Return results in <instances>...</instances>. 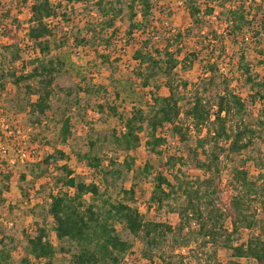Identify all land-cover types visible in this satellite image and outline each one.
I'll return each instance as SVG.
<instances>
[{
	"label": "trees",
	"instance_id": "obj_1",
	"mask_svg": "<svg viewBox=\"0 0 264 264\" xmlns=\"http://www.w3.org/2000/svg\"><path fill=\"white\" fill-rule=\"evenodd\" d=\"M117 1L32 0L29 25L24 30L18 28V24L8 29L3 24L9 17V11L0 15V26L3 27L4 36L9 41L7 44H0V78H8L18 88L23 85L29 97L34 98L28 102V114L33 125H40L44 119L50 118L54 84L60 73L56 60L48 58L47 55L50 50L49 40L56 35V26H49L46 20L52 17L57 19L59 10L64 6L93 3L100 12L99 21L87 32L95 31L94 28L101 25L103 31L107 29L111 31L110 38L115 43L117 41L115 24L123 12V7L118 6ZM158 1L160 0H128L130 25L126 35L122 37V46L114 51L117 54L114 60L119 62L126 56L130 57L136 64L135 72L142 87L146 88L151 86L152 81L160 74L170 79L178 68L182 70L192 68L200 55L207 52L204 59H201L205 79L199 85H195L190 95L187 82L180 86L172 81L165 82L169 93L166 97L154 98L152 113L133 109L129 117L121 120L123 130L121 135L114 136V146L127 154L139 148L145 125L150 128V136L154 140L148 141L151 146L164 141L156 137L158 128L164 125H170L173 133L182 142H186L183 125L178 123L181 115L191 121L199 133L206 127V134L198 142V148L203 150L206 159H196L193 166L195 169H203L209 175L204 179L196 178L192 184L187 182L183 187L185 203L178 213L180 225L177 230L183 232L195 218L203 237L215 241L218 235L224 234L226 240L224 247L232 250L234 257L253 259L256 264H264V222L260 225L258 235L237 246L231 242L232 236L241 228H252L259 223L250 204L246 203L242 195H229V205L223 213L214 206H209L210 204L207 210L202 207L209 193L220 192L219 164L222 154L228 152L236 158L253 145L255 138L261 136L256 129L244 123L243 114L247 110L249 99L252 103L259 101L264 106V76L255 72L247 60L248 50L251 49L256 53L257 62L264 72V0H179L190 16L192 24L182 31L173 29L161 37L158 36L161 34L159 31L154 32L155 27L151 21L152 10ZM212 19L218 21L217 26H220L222 31L215 27ZM18 30H23L24 35L21 36ZM23 37L32 43L35 51V56L28 60L24 58L26 48L23 46L25 41ZM186 39L193 41V49H189L183 43ZM158 40L162 44L155 47ZM227 42L230 43L235 55L232 61L228 60L232 63H227L229 56ZM151 43L154 45L151 46ZM100 57L109 63L111 55L108 49ZM27 63L30 65L27 66ZM225 71H237L241 74L245 84L254 93L248 96V99H243L235 93L232 81ZM153 88L159 90L157 85ZM4 90L6 86L1 84V95ZM91 90L87 89V92ZM99 110L102 113L116 115L118 106L110 107L103 102L99 105ZM5 112L0 102V117L6 116ZM235 117L238 120L232 124ZM72 137L71 119L66 118L62 121L61 143L69 146ZM0 138H3L1 127ZM223 141L227 147L221 144ZM186 150L190 155L195 154V150L188 146ZM76 156L80 163L93 170L97 176L95 181L86 183L79 180L65 162L69 160V155L62 150L36 155L25 162L24 166L32 176L33 190L37 181L47 180L46 185L42 184L40 189H35L38 203L34 206L45 203L48 218L42 223L36 222L32 228L33 233L27 237L30 256L35 261L46 260L48 263L45 264H50L56 253L50 239V232H54L59 241L68 240L78 246V251L71 255L70 264H130L125 261V256L132 250V244L117 233L116 224L119 223L129 235L143 243V256L148 264H173V257L166 259L162 255L155 261L154 250L176 229L165 223L147 221L137 208L121 201H112L108 195V191L121 178V171L114 167L116 159L111 156L101 159L90 151L76 153ZM133 162L134 160L129 162L125 159L122 168L132 171ZM175 162L174 158L168 157L171 169L158 173L156 177L151 202L158 207H162L175 190L169 178L171 177L173 181L179 179L175 171ZM148 172L146 170V173ZM10 176V173L0 172V177L4 178L6 192L10 191ZM26 177L27 174L22 175L23 180ZM232 180L244 189L252 191L255 188V182L250 181L248 172L243 167L232 166ZM52 181L54 184L49 188L48 196H42V190H45ZM202 187L208 190L205 194L202 193ZM123 193L133 197L134 189L125 190ZM26 195L29 193L25 192ZM87 196H90L91 202L86 201ZM31 197L32 195L29 196ZM261 203L264 208V200ZM49 218L50 224L47 223ZM225 218L231 221L230 232L224 230L220 222ZM35 261L26 256L21 264H36ZM0 264H12V252L2 239ZM226 264L241 263L230 261Z\"/></svg>",
	"mask_w": 264,
	"mask_h": 264
},
{
	"label": "rangeland",
	"instance_id": "obj_2",
	"mask_svg": "<svg viewBox=\"0 0 264 264\" xmlns=\"http://www.w3.org/2000/svg\"><path fill=\"white\" fill-rule=\"evenodd\" d=\"M0 2V15L9 11V17L3 21L7 29L17 24V27L23 30L28 27L32 0H0ZM117 2L118 6L123 7V12L115 24V40H117L115 43L110 38L111 31L109 29L103 31L100 28L101 25L95 27V31L87 32L93 24L99 21L100 12L93 3H74L59 10L58 18L53 22L56 26V35L49 40L50 50L47 55L48 58L56 60L60 73L54 84L50 118L44 119L40 125L32 124L28 114V102L34 98L29 97L23 85L18 88L8 78H0V85L6 86V90L2 95L0 94V102L6 110V116L0 117V127L3 131V138H0V172L4 171L11 175L9 192L4 191V178L0 177V240H4L7 248L12 252V264H21L26 256L30 257L33 262L35 261L28 253L27 237L33 233L32 228L36 222L42 223L48 218L45 203L35 207L38 203L35 189H40L42 184L46 185L47 180L37 181L33 190L32 176L26 170L25 163L18 160L20 155L17 149L24 153L32 152V156L53 153L55 150L65 151L70 157L65 162L74 171V175L86 183L95 181L97 176L93 170H88L78 161L76 153L90 151L101 159H105L106 156L116 159L114 167L121 171V178L108 191L111 200L132 205L147 221L165 223L176 229L154 250L155 261L162 255L166 259L173 257V264H226L230 261L256 264L253 259L234 257L232 250L224 247L226 243L224 234L218 235L215 241L209 240L211 239L209 237H203L195 218L183 232L177 230L180 225L178 213L185 203L183 187L187 182L192 184L196 178L204 179L209 175L203 169H195L193 166L196 159H206L203 150L198 148L199 140L207 132L206 127L199 133L191 121L181 115L178 123L183 125V132L187 137L186 142H182L173 133L170 125H164L158 128L156 133V137L164 141L159 145L151 146L148 141L153 142L154 140L150 136V128L145 125L139 148L128 154L115 148L114 136L121 135L123 130L121 120L129 117L133 109H142L146 113H152L154 98L166 97L169 93L164 85L165 82L172 81L178 86L187 82L188 95H190L195 85L204 81L205 72L201 59L207 55V52H203L192 68L188 70L178 68L170 79L160 74L152 81L151 86L143 88L135 72L136 64L130 57L126 56L119 62L114 60L117 56L114 51L122 46V37L126 35L130 25L128 0ZM151 21L155 27L154 32L161 33L159 37L165 36L173 29L182 31L192 24L190 16L179 0L158 1L152 10ZM211 22H215V27L218 25L215 19ZM217 27L219 31H222L220 26ZM23 30H18L21 36L24 34ZM159 40L155 43V47L162 44ZM183 43L189 49L194 47L192 46L193 41L189 39L184 40ZM227 44L229 54L227 63H232L228 60L232 61L235 57L234 51L230 43L227 42ZM153 45L151 43V46ZM107 49L111 55L109 63L100 57ZM30 57L28 54L24 55L26 60ZM247 60L255 72L264 76L257 62L256 53L251 49L248 50ZM29 65L30 63H27V66ZM225 73L232 81L234 92L243 99H248V96L254 93L237 71H225ZM155 85L159 86V90L153 88ZM87 89L92 90L87 92ZM103 102L110 107L118 106V113L116 115L109 112L102 113L99 105ZM243 117L244 123L256 129L261 136L255 138L253 145L236 158L228 152L222 154L219 164L220 192L209 193V197H206L202 203L205 210L209 206H214L223 213L229 205L228 196L240 194L246 203L250 204L259 223L252 228L243 227L233 235L231 242L234 246L258 235L260 225L264 222V208L261 203L264 200L263 104L259 101L252 103L249 99ZM66 118L71 119L73 136L69 146L63 145L60 140L62 121ZM237 120L238 118L235 117L232 124H235ZM221 144L227 147L224 141ZM187 146L194 149L195 154L190 155L186 150ZM168 157L176 160L175 171L179 179L173 181L169 177L175 190L170 194L169 199L165 200L163 206L158 207L152 204L151 196L158 173L171 169L168 165ZM125 159L129 162L134 160L132 171L122 168ZM13 161L16 163L12 164ZM233 165L243 167L248 172L250 181L255 182L254 190L244 189L234 183L232 180ZM147 166L150 168L148 169ZM146 170L149 172L146 173ZM24 174H27L25 180L22 178ZM53 184V181L50 182L46 189L42 190L41 195L48 196L49 188ZM131 188L134 189L133 197L123 193ZM207 191L206 187H202L203 194ZM25 192L29 195L25 196ZM30 195H32L31 198H29ZM86 201L91 202L90 196H87ZM48 221L47 223L50 224L51 219ZM220 222L224 230L231 231L230 220L225 218ZM116 230L122 239L132 244V250L125 256V261L130 264H148L143 256V243L129 235L122 224H116ZM50 239L56 249L50 264H70L71 255L78 251V246L68 240L59 241L54 232H50ZM35 263L48 262L42 260L35 261Z\"/></svg>",
	"mask_w": 264,
	"mask_h": 264
},
{
	"label": "built area",
	"instance_id": "obj_3",
	"mask_svg": "<svg viewBox=\"0 0 264 264\" xmlns=\"http://www.w3.org/2000/svg\"><path fill=\"white\" fill-rule=\"evenodd\" d=\"M55 21V18H49V19H47L46 20V22H47V24L49 25V26H54V22ZM24 35V34H23ZM22 35V36H23ZM24 39H25V41H24V43H23V46L25 47V48H27L28 47V50H26L25 51V54H28L29 56H31V57H34L35 56V51H34V49L32 48V43L31 42H29L28 41V39L26 38V37H23ZM9 41H8V39L4 36V29H3V27L2 26H0V44H2V45H4V44H7ZM17 152H18V155H20L19 157V159L18 160H21V162L22 163H25L26 161H29V160H31V158L33 157L32 155V152L30 153V152H28V153H24L23 151H21V150H16ZM27 159V160H26ZM12 164H15L16 163V161H13V162H11ZM87 169L88 170H91L90 168H88L87 167ZM10 225H12V224H10Z\"/></svg>",
	"mask_w": 264,
	"mask_h": 264
}]
</instances>
